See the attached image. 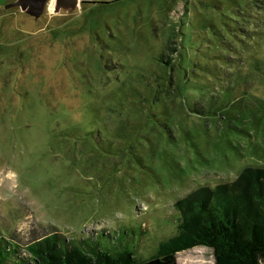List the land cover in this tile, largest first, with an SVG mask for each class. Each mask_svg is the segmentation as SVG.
I'll list each match as a JSON object with an SVG mask.
<instances>
[{
    "label": "rangeland",
    "instance_id": "rangeland-1",
    "mask_svg": "<svg viewBox=\"0 0 264 264\" xmlns=\"http://www.w3.org/2000/svg\"><path fill=\"white\" fill-rule=\"evenodd\" d=\"M12 1L0 250L57 229L148 258L178 232L176 201L264 167V0H50L39 17ZM177 260L216 264L206 246Z\"/></svg>",
    "mask_w": 264,
    "mask_h": 264
},
{
    "label": "trees",
    "instance_id": "trees-1",
    "mask_svg": "<svg viewBox=\"0 0 264 264\" xmlns=\"http://www.w3.org/2000/svg\"><path fill=\"white\" fill-rule=\"evenodd\" d=\"M174 206L178 232L148 258L120 244L106 247L98 233L68 237L57 229L23 247L11 238L4 249L16 264H178V252L206 246L216 264H264V167L246 166L234 180L199 186Z\"/></svg>",
    "mask_w": 264,
    "mask_h": 264
},
{
    "label": "water",
    "instance_id": "water-1",
    "mask_svg": "<svg viewBox=\"0 0 264 264\" xmlns=\"http://www.w3.org/2000/svg\"><path fill=\"white\" fill-rule=\"evenodd\" d=\"M50 0H14L6 5V7L20 6V8L36 17H39L45 10ZM54 10L59 11L61 8H75L81 4L80 0H53Z\"/></svg>",
    "mask_w": 264,
    "mask_h": 264
},
{
    "label": "flooded vegetation",
    "instance_id": "flooded-vegetation-1",
    "mask_svg": "<svg viewBox=\"0 0 264 264\" xmlns=\"http://www.w3.org/2000/svg\"><path fill=\"white\" fill-rule=\"evenodd\" d=\"M81 4L80 6H87L92 3V0H80Z\"/></svg>",
    "mask_w": 264,
    "mask_h": 264
}]
</instances>
